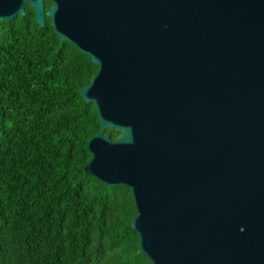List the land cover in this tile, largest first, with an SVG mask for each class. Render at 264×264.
Listing matches in <instances>:
<instances>
[{
  "label": "water",
  "instance_id": "1",
  "mask_svg": "<svg viewBox=\"0 0 264 264\" xmlns=\"http://www.w3.org/2000/svg\"><path fill=\"white\" fill-rule=\"evenodd\" d=\"M52 2L0 0V21L29 4L98 66L78 91L101 126L84 171L132 190L141 252L264 264V0Z\"/></svg>",
  "mask_w": 264,
  "mask_h": 264
},
{
  "label": "trees",
  "instance_id": "2",
  "mask_svg": "<svg viewBox=\"0 0 264 264\" xmlns=\"http://www.w3.org/2000/svg\"><path fill=\"white\" fill-rule=\"evenodd\" d=\"M97 71L29 4L0 21V264H152L132 190L84 171L101 126L78 91Z\"/></svg>",
  "mask_w": 264,
  "mask_h": 264
},
{
  "label": "flooded vegetation",
  "instance_id": "3",
  "mask_svg": "<svg viewBox=\"0 0 264 264\" xmlns=\"http://www.w3.org/2000/svg\"><path fill=\"white\" fill-rule=\"evenodd\" d=\"M48 11V10H47ZM189 94V96L188 97H190V93H188ZM197 95V94H196ZM181 100H182V98H181V92H180V90L177 92V107H178V109L179 110H181L182 108H181ZM189 100V99H188Z\"/></svg>",
  "mask_w": 264,
  "mask_h": 264
}]
</instances>
